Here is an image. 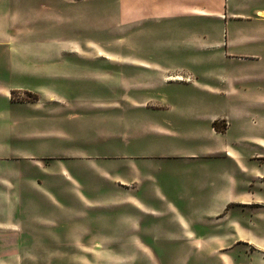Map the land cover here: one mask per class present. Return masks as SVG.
Listing matches in <instances>:
<instances>
[{"label": "rangeland", "instance_id": "374dc122", "mask_svg": "<svg viewBox=\"0 0 264 264\" xmlns=\"http://www.w3.org/2000/svg\"><path fill=\"white\" fill-rule=\"evenodd\" d=\"M141 2L143 7L158 9L152 0ZM128 5L129 0L5 2L4 9H18L29 19L19 25L21 40L15 47L19 51L13 50L23 57L6 64L8 74L11 69L20 74L15 79L22 88L12 97L22 105L4 109L10 120L0 122V137L7 143L0 168L34 169L22 189L0 191V233L97 230L103 235L97 244L103 249L97 264H264V178L250 174L242 189L249 193L248 202L232 204L231 218L223 224L199 223L201 237H142L144 233L135 237L124 224L113 226L110 217L83 227L62 222L65 217L70 219L71 212L59 205L82 201L76 187L59 175L48 176L47 169L68 167L81 182L77 170L98 164V158L112 168L124 166L114 160L133 150L140 165L141 157L153 151L201 150L212 142L183 134L204 131L209 113H225L236 132L240 125L247 135L264 137V61L235 65L225 57L208 55L199 44L207 32L217 37L216 29L192 30L185 26L188 23L161 19L128 27ZM16 26H9L13 29L8 33H15ZM66 41L74 43L71 53L64 51ZM135 57L149 62L148 68ZM7 71L1 74L6 80ZM32 72L34 76L28 74ZM209 88L223 93L212 94ZM48 92H52L51 102ZM226 120L208 125L223 131ZM132 122L165 123L178 136L137 135L127 145V128ZM154 143L155 149L149 147ZM20 150L30 151L33 161H17L13 156ZM261 151L251 144L246 147L249 170L253 167L264 174ZM92 155L99 156L92 160ZM83 193L89 194L85 189ZM53 216L57 223L48 222ZM130 225L135 231L144 226L143 222ZM213 232L218 236L208 237ZM21 241L37 247L35 254H1L0 264H87L86 258H91L77 243L53 248L56 240L48 238H0V247H15ZM92 258L95 261V253Z\"/></svg>", "mask_w": 264, "mask_h": 264}, {"label": "crops", "instance_id": "0c3cea01", "mask_svg": "<svg viewBox=\"0 0 264 264\" xmlns=\"http://www.w3.org/2000/svg\"><path fill=\"white\" fill-rule=\"evenodd\" d=\"M143 1L148 4L151 2V0ZM5 2L7 0H0V98L4 101V104L0 105L1 123L10 120L4 114V109L22 105V103H16L17 100L12 97L13 93L22 88L15 79L20 74L13 72L12 69L8 74L6 64L15 60L20 62L19 58L23 57L22 54H15L13 50H17L15 47H19L17 43L21 40L19 37L21 33L17 34L22 31L19 25L29 19V15L18 9H15L16 11L4 9ZM152 4H157L158 9L152 10L151 6L143 7L144 3L141 0H134V2L129 0L128 27L142 24L147 20L161 19L188 23L185 26L192 30L216 29L220 32L217 37L213 38L207 32L202 36L199 44V47L207 51L208 55L213 58L216 55L225 57L235 65L243 62L264 61V0H152ZM11 25H17L14 29L16 32L9 34L8 30L13 29L9 27ZM72 43V41H66L62 44L65 52L71 53ZM77 57L82 59L81 56ZM134 59L144 63L142 64L144 68L150 65L145 59L136 57ZM2 70L4 71L1 72ZM6 71L9 76L7 80L1 77L2 73L6 75ZM28 74L34 76L35 72ZM209 89L212 94L223 93H217V90L213 88ZM28 92L36 94L31 90ZM53 94L55 95L54 92ZM46 95L48 102H51L52 92ZM10 117L16 118L15 115ZM217 119H227L223 131L215 130L208 125ZM206 122L204 131L196 130L183 134L185 137L212 142L198 151H153L141 157L144 161L140 165L136 162L139 158L138 153L133 150L126 152V157L114 160L117 161L115 163H121L124 166L112 168L102 165L99 162V155H92L94 157L92 160L99 159H97L98 164L77 170L81 182L72 175L68 167L63 166L58 170L47 169L48 176L59 175L65 182L76 187L82 201L76 205L68 204V202L59 205L64 211L71 212L70 219L65 217L62 222L76 223L83 227L88 222L104 221L110 217L114 222L113 226L124 224L128 232L135 233L133 235L135 237H140L138 234L144 233L142 237L183 239L201 237L198 232V224L201 222L225 223V218H231L232 204L248 202L246 198L249 193L242 191L247 184L248 175L264 178V174L254 170L253 167L249 170L246 155V147H249V144L262 149L261 153H264V137L247 135L240 125L237 128L239 131L236 132L233 130L235 126L231 119L225 113L219 115L209 113L206 116ZM143 134L160 138L178 136L177 130L165 123L132 122L127 128V145L137 135ZM149 147L155 149L156 144ZM6 148L5 137H0V158L2 159L6 157ZM17 152L19 154L13 156L17 161H33L34 159L28 150ZM33 169L24 170L18 166L10 170L0 168V191L14 192L22 189L21 186L30 181L28 176L32 175ZM83 189L89 194H84ZM105 190L106 194H104ZM48 222L57 223L56 217L49 218ZM130 222H143L144 226H139L138 232L132 230L134 226H131ZM195 223L197 225H194ZM83 228L85 229L77 231L17 230L0 233V238L18 240L48 238L56 240L52 242V246H55L53 248L77 243L76 245H80L81 249H86V255H91L89 260L86 258L87 264H97L98 254L103 255V249L97 247L98 240L103 238V235L97 230ZM217 234L213 232L208 237H217ZM72 239L78 241H69ZM36 248L21 241L15 247L9 245L0 247V255L35 254ZM94 253L95 261L92 258ZM17 264L34 263L19 262Z\"/></svg>", "mask_w": 264, "mask_h": 264}]
</instances>
